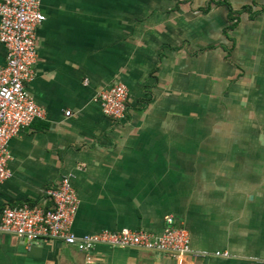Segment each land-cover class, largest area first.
<instances>
[{
  "label": "crops",
  "instance_id": "0c3cea01",
  "mask_svg": "<svg viewBox=\"0 0 264 264\" xmlns=\"http://www.w3.org/2000/svg\"><path fill=\"white\" fill-rule=\"evenodd\" d=\"M40 9L26 87L44 117L8 141L0 211L47 206V190L70 176L75 236H160L172 216L206 255L84 254L0 233V264H264V0H42ZM118 83L129 89L121 121L97 99Z\"/></svg>",
  "mask_w": 264,
  "mask_h": 264
},
{
  "label": "built area",
  "instance_id": "2783aa9c",
  "mask_svg": "<svg viewBox=\"0 0 264 264\" xmlns=\"http://www.w3.org/2000/svg\"><path fill=\"white\" fill-rule=\"evenodd\" d=\"M42 0H0V43L7 49V61L0 67V185L10 177L8 141L34 119L44 117V109L36 103L26 85L35 76L38 57L37 30L46 20ZM97 99L106 116L121 121L128 113L129 89L115 84L101 90ZM71 113L65 112L69 117ZM48 205L24 204L5 206L0 211V233L26 241L27 246L46 241H60L89 254L97 246L134 247L157 251L175 258L193 253L186 230L177 227L172 216L164 220V232L157 236L146 230L122 229L75 236L72 223L80 205L72 178L63 176L47 190ZM227 256L216 253L215 256Z\"/></svg>",
  "mask_w": 264,
  "mask_h": 264
}]
</instances>
